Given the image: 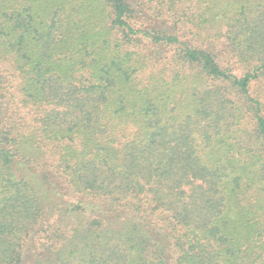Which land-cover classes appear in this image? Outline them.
<instances>
[{
    "label": "trees",
    "instance_id": "obj_1",
    "mask_svg": "<svg viewBox=\"0 0 264 264\" xmlns=\"http://www.w3.org/2000/svg\"><path fill=\"white\" fill-rule=\"evenodd\" d=\"M0 62V264H264V0H0Z\"/></svg>",
    "mask_w": 264,
    "mask_h": 264
},
{
    "label": "rangeland",
    "instance_id": "obj_2",
    "mask_svg": "<svg viewBox=\"0 0 264 264\" xmlns=\"http://www.w3.org/2000/svg\"><path fill=\"white\" fill-rule=\"evenodd\" d=\"M150 9H146V11H143L141 14L142 16H149L151 21L154 22L155 25H160L161 23L164 22V18L162 16L158 17L157 20L153 16V7H149ZM235 72H240V70H234ZM2 78V85L4 86V95L7 96L9 93L14 94V102L17 103L19 101V96L16 90V85H17V77L15 73L12 71L10 68L9 64L7 62H0V79ZM1 81V80H0ZM264 81V80H263ZM262 84V83H261ZM18 112L20 115H22L25 120L30 121L33 117L32 111L20 106L18 104ZM49 147V146H48ZM46 147V148H48ZM50 157V156H49Z\"/></svg>",
    "mask_w": 264,
    "mask_h": 264
}]
</instances>
